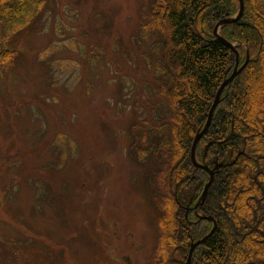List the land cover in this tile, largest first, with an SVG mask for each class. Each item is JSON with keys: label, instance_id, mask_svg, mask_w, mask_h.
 <instances>
[{"label": "rangeland", "instance_id": "rangeland-1", "mask_svg": "<svg viewBox=\"0 0 264 264\" xmlns=\"http://www.w3.org/2000/svg\"><path fill=\"white\" fill-rule=\"evenodd\" d=\"M80 1L47 0L0 68V264H149L158 248L131 153L145 154L141 94L156 102L149 48L133 39L141 0Z\"/></svg>", "mask_w": 264, "mask_h": 264}, {"label": "trees", "instance_id": "trees-1", "mask_svg": "<svg viewBox=\"0 0 264 264\" xmlns=\"http://www.w3.org/2000/svg\"><path fill=\"white\" fill-rule=\"evenodd\" d=\"M244 1L241 19L220 31L237 44L234 50L215 37L214 28L238 13V0H141L133 39L135 48H149L145 59L154 66L156 102L141 94L144 107L132 128L141 119L135 132L143 133L145 154L140 156L134 147L131 153L148 171L144 197L152 216L156 210L158 248L153 249L149 264H182L191 242L214 226L200 220L194 209L209 174L195 166L191 150L220 86L247 54L248 65L224 89L212 124L197 147L201 160L203 145L213 141L206 162L224 166L216 171L200 208L202 214L215 218L217 227L195 249L191 264H264V0ZM46 3L0 0V68L14 66L19 52L10 48L11 42ZM158 53L163 61L159 57L152 62ZM152 164L159 169L153 171ZM233 183H238L235 193L245 187L239 200H231Z\"/></svg>", "mask_w": 264, "mask_h": 264}, {"label": "water", "instance_id": "water-1", "mask_svg": "<svg viewBox=\"0 0 264 264\" xmlns=\"http://www.w3.org/2000/svg\"><path fill=\"white\" fill-rule=\"evenodd\" d=\"M239 3H240V12L237 16L235 17H229V18H224L222 20H220V22L216 25L215 29H214V33L215 35L220 39L222 40L225 44H227L229 47L235 49V46L230 43L229 41H227L226 39H224L220 34H219V29L221 26H224V25H227V24H231V23H235L237 22L238 20L241 19L242 15H243V12H244V8H245V5H244V0H239ZM249 63V56L247 57V60L246 62L241 66L239 67V63L237 62L232 74L226 78L224 80V82L222 83V85L220 86L218 92H217V95H216V98L214 100V103L211 107V110L209 112V115H208V120L206 122V125L205 127L203 128V130L201 132H199L194 140V143H193V147H192V159H193V162L196 164V166L200 167V168H203L205 170H207L209 173H210V179H209V182L208 184L205 186V189L203 191V194H202V200L204 202L206 196L208 195V192H209V189L211 187V185L213 184V181H214V176H215V170L219 167H221L223 165V163H220L218 165H216L215 168L211 169L209 168V166L205 165V162L203 164H200L198 163L197 161V158H196V155H195V152H196V148H197V145L199 143V141L206 135L208 129L210 128L211 126V123H212V120H213V116H214V112L217 108V106L219 105L220 103V98H221V95L224 91V89L229 85L231 84L234 79L239 75L241 74V72L246 68V66L248 65ZM213 142H210L206 147H205V151L208 150L209 148V145H211ZM204 161H205V158H203ZM202 202H199L197 206L201 205ZM204 218H207V219H211V220H214L213 217L211 216H205ZM215 228H216V223H215V227L212 229V231L207 235L205 236L203 239H200L196 242H193L192 245H191V250H190V253H189V257H188V260L185 264H191V261H192V255H193V252L194 250L201 244L205 243L206 240L214 233L215 231Z\"/></svg>", "mask_w": 264, "mask_h": 264}]
</instances>
